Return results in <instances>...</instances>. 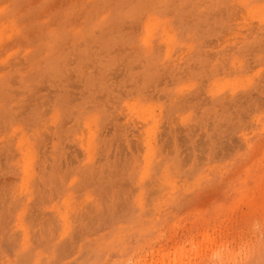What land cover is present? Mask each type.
I'll list each match as a JSON object with an SVG mask.
<instances>
[{"label": "rangeland", "instance_id": "1", "mask_svg": "<svg viewBox=\"0 0 264 264\" xmlns=\"http://www.w3.org/2000/svg\"><path fill=\"white\" fill-rule=\"evenodd\" d=\"M45 1L47 0H32L21 4L19 0H0V24H2V26L0 25V69H3V71L0 70V191L6 194L8 200L16 197V202L21 199L25 205L30 202L27 213L20 205L13 216L7 213L0 214V264H264V92H262L264 91V71H262L264 70V61L257 60L253 63V66L259 67L257 70L259 79H257L258 82L254 81V85H250L249 77L237 78L235 74H231L230 80L226 79L225 82H222L223 80L219 78L216 79L212 76L208 78L211 74L210 71L208 76H203L200 74L201 68L198 69L199 71L197 70L199 61H202L204 56V50L202 51V48L197 46L191 51L192 64H194L191 67L194 69L191 76H188L189 79L169 78L166 80L167 86L165 83H160L159 91L157 90L159 93H154L153 98L149 99L140 95L142 92L132 89L134 85H129L139 75H145L146 64L143 60L153 58L152 53L156 51L157 55L161 54L156 56L157 59L176 60L180 56L183 57L181 51L184 52L188 48L185 31L180 36H176L175 31L171 30L169 34L171 39H168V43H162L160 47L156 45L155 38L163 26H157L159 24L157 21H152L149 24L151 18L158 17L161 21L169 20L181 28L201 25L202 19L191 16L192 13L187 12L186 9L189 8L188 6H196L197 12L193 14L201 15L203 13L204 16L206 15L205 11L209 10V12L212 11L211 17L213 18L218 8L209 7L210 0H169L165 7H163L165 4L163 0H67L63 3L53 4L50 7L52 9L49 10L44 6ZM235 1L237 2L235 3ZM235 1L228 2L230 8L242 10L243 7L238 3V0ZM137 2L140 7L137 6ZM180 3L185 4H183L182 12L176 10L180 7ZM222 3L224 1L220 0L217 6L224 8L226 3ZM239 7L242 9L239 10ZM123 8L125 9L123 10ZM51 10L53 11L51 12ZM48 13H50L49 16ZM243 13L245 16L244 9ZM257 13L263 14L260 9L255 10V14ZM242 14L237 15L240 20L238 18L233 20L235 22H232L233 31L238 30L239 32L236 33L250 37L260 34L259 40H263L264 26L257 28L256 20L251 21V17L247 15L244 17ZM181 15L184 16L183 19ZM218 15L220 14L216 13L213 19L209 17L210 21L212 20L213 23L215 18L220 20L222 16L218 17ZM81 16L83 17L81 18ZM133 17L140 18V24L142 22L143 24H139L140 27L130 26L129 19ZM250 22L252 23L251 28H248L247 24L249 25ZM242 24L245 25L243 30L241 29ZM222 27L216 28V34L225 36L227 32ZM198 30L200 32L201 29ZM222 30L223 33H221ZM250 32L257 34L252 35ZM123 33L124 35H122ZM213 40L216 41L215 38ZM68 41L70 42L68 43ZM84 45L85 47H83ZM119 46L122 47L119 48ZM261 46H258V50L264 53L262 43ZM214 50H219V48ZM140 51L141 54H139ZM85 54L87 58L89 56L92 58L84 59ZM184 54L187 57L186 52ZM124 57L126 59L122 61L123 63L117 62V67L107 69L108 66L105 65L107 61L123 60ZM71 61L73 62L71 63ZM77 68L79 72L86 73L87 81L80 80L79 75L75 73ZM159 71L160 74L167 72L162 68H159ZM46 73L47 75H45ZM53 73L56 74L53 75ZM191 86H193L192 89H190ZM221 87H224L225 90ZM29 88L30 90H28ZM195 89L204 92L209 90L206 93L209 103L207 99L205 100L206 104L202 103V105L185 103L183 96L194 94ZM67 93L68 96L65 98ZM213 94L223 96L221 100L225 103L229 101L226 104L230 109H227V112L225 109L228 119L222 125L215 119L218 104L212 99L211 95ZM13 96L18 97V101ZM251 96L253 101L249 102ZM89 99L101 101L102 109L106 111L103 119L98 117L86 119L90 121H94L95 118L100 119L98 124L92 127L99 128L98 138L97 140L95 138V141L100 142L103 136L111 132L115 133L114 139L109 136L106 140L109 145L111 143V161L124 156L131 160L130 165L126 166L128 170L119 164L117 168H113L112 173H109L107 165L100 182H97L99 187H102L99 190L102 191L101 193L109 195L112 188L113 190L122 188L127 190V196L116 200L117 204H121L116 213H109L106 208L102 213H96L89 199L83 197L85 191L79 187L77 190L75 189L74 193L79 201L86 202V206L82 207L84 215L78 214L76 218L73 210L71 211L72 230H63L62 222L58 223L53 219L52 222L55 224L54 227L52 226L53 232L48 231V225L44 227L45 233L41 232L36 225L30 222V216L35 215L36 209L45 217L50 215L53 217L51 208L61 204L62 194H59L58 198L56 194L45 196L41 192H36L33 199L28 200L25 195L26 186L23 179L26 173L25 164L17 149L24 133L21 130L15 132L13 127L16 125L22 129L23 123L29 124H26V132L32 135L34 143L40 145L39 153L48 156L47 170H50V155L57 150L54 146H60L68 157L76 149L78 158L69 161L68 166L71 165V169H76L80 173L88 168L91 155L95 150L93 144L89 146V124L86 126L85 120L81 119L80 127L77 128V121H74L75 118L70 117L72 114L69 113L61 118L58 125H54L51 118L56 107L64 108L66 105L73 108L74 105L81 104L79 102L86 103ZM60 103L63 106H58ZM120 103L123 104V113L119 115V119L117 118L119 111L116 107ZM6 104L11 108L8 113L3 108ZM88 105H94V103H88ZM177 106H179L178 109ZM93 107L89 109L92 110ZM161 112H171L173 115L177 113V115L175 114L177 118L175 125L180 130V134H184L182 130L185 127L192 130V141L178 138L179 150L176 153H174L172 147L174 143L171 138L167 143L168 146L165 145L167 149L164 147L160 154L159 138L158 140L154 139V135L149 133L151 131L154 133V129H156L154 126L157 125L154 119H159ZM205 113L210 115L206 116ZM113 116L118 119L119 124L116 123ZM109 121H112L114 125L113 123L109 124ZM10 122H12L11 125ZM36 124L39 125L36 126ZM115 128L117 129L115 130ZM75 129L82 141L81 147L77 146L76 141L72 142L76 138L73 136ZM124 129L129 134L128 138H132L130 140L131 149L125 142ZM105 131L107 132L105 133ZM39 139L42 141L40 142ZM116 140L117 142H115ZM22 150L26 152L25 146L22 147ZM128 152L133 153L134 156H130ZM63 153L59 150L60 155ZM59 154L56 153V155ZM120 160L122 159L117 161ZM62 171H65L63 166ZM35 178L42 189V182L37 179L38 175H35ZM14 186L17 187L16 192L12 191ZM105 189L108 193L104 191ZM144 194L146 195L143 196ZM102 204L110 207L113 205L107 199ZM90 212L93 213L92 220L87 217ZM16 215L17 217L24 216L23 220H18ZM80 217L87 218L80 221ZM25 220L27 222H24ZM35 223L37 224V221ZM32 224L36 228H30ZM27 226L33 230L32 249L31 246L27 247V240L23 237ZM167 253L168 257H163Z\"/></svg>", "mask_w": 264, "mask_h": 264}, {"label": "bare ground", "instance_id": "2", "mask_svg": "<svg viewBox=\"0 0 264 264\" xmlns=\"http://www.w3.org/2000/svg\"><path fill=\"white\" fill-rule=\"evenodd\" d=\"M14 1V0H13ZM28 1H32V0H19V3L22 4L23 3H28ZM41 1V0H40ZM67 0H60V1H57L56 0H47L45 1L44 3V6L49 10V9H52L50 7H52L53 4L55 3H63V2H66ZM91 1V0H90ZM135 1V0H134ZM165 1L163 7H165V5L167 4V2L169 0H163ZM193 1V0H191ZM224 1L225 6L224 8H221L220 6H217V3L220 2V0H210L211 2V5H209V7H215V8H218V10L215 12L220 14L218 15L219 16H222L220 17V20H218L217 18H215L213 20V23H212V20L210 21V18L212 16V11L209 12V10H206L205 13L206 15H196V14H193V13H196V6H188L189 8L186 9L187 12L189 13H192L191 16H194L198 19H202V24L200 25H195V26H192L190 25L189 27L191 28H184L185 26H183L182 28L180 26H176L175 24H173L172 21H169V20H163L161 21L160 18L158 17H155V18H151L149 24L152 22V21H157L159 22V24L157 26H163L161 28V31L160 33L158 34V36L155 38V44L158 45L160 47V45L162 43H168V39H171L169 37V34H170V31L171 30H174L175 33H176V36H180L183 31H185L184 35H186L185 38L188 39V48L187 50L185 49L184 52H186V55L187 57H185V54L183 51H181V54L183 55L178 57L176 60L175 59H172V60H162V59H157L156 56L158 55H161V54H158L157 55V51L155 53H152V57L151 59L149 60H143V62L146 64V73L145 75L143 74V76H140L139 77H136V79H132L133 81H131V83H129L130 86L134 85L132 89H135L136 91H139V92H142L140 93V95L142 96H146L147 98L151 99V97L153 96L154 93L157 92L158 90V85L160 83H165V85L167 84L166 80L169 79V78H175L176 77L179 79V80H182V79H189V75L191 74V72L193 71L192 67L194 64H192V54H191V51L193 48L196 49L197 46L201 47L202 48V51L204 50L203 54V58L201 59L202 61H199V67L197 68L200 69L201 68V73L203 76H208V72L210 71V75L208 76V78H211L210 76H212L213 78H216V79H220V80H223L222 82H225V80L227 79L230 80L231 78V74H235L237 76V78H240L241 76H247L249 77V83L250 85H254V81L255 82H258L257 79H259V77L257 76L258 73H257V70L259 69V67L256 66H253L257 60H263L264 61V53L260 50H258V46H261V43L262 45L264 46V39L263 40H259L260 38L258 36H252L250 37L249 35L248 36H244V35H240L239 33H236V32H239L238 30L236 32L233 31V27L234 26L232 24L233 20L237 19V15L240 16L242 13H243V9L245 11V16L247 15L248 17H251V21H257V28L258 26H264V0H238V3L241 4V6L243 7L240 8L239 7V10L236 9H233V8H230L229 6V1L230 0H222ZM235 1V0H234ZM37 2V1H35ZM34 2V3H35ZM80 2V1H79ZM78 2V3H79ZM237 1H235L236 3ZM33 3V2H32ZM38 3V2H37ZM59 3V4H60ZM120 3V2H119ZM169 3V2H168ZM192 3V2H191ZM222 3V4H224ZM124 4V3H123ZM184 3H180L179 4V8L175 9L178 10V12H182V7L185 5H183ZM206 4V3H205ZM8 5V4H7ZM36 5V4H35ZM135 5V4H134ZM152 5V4H151ZM155 5V4H154ZM153 5V6H154ZM234 5V4H233ZM236 5V4H235ZM33 6V5H32ZM137 6H139V2H137ZM157 6V5H156ZM167 6V5H166ZM174 6V5H173ZM176 6V5H175ZM187 6V5H186ZM200 6V5H199ZM25 7V6H24ZM49 7V8H48ZM162 7V8H163ZM169 7V6H168ZM237 7V6H236ZM4 8V7H3ZM44 8V9H46ZM126 8V7H125ZM123 8V10L125 9ZM56 9H58L56 7ZM159 9V8H158ZM168 9V8H167ZM171 9V8H170ZM190 9V10H189ZM256 9H260V12H262L263 14H255V10ZM24 10V9H23ZM54 10V9H53ZM51 10V12L53 11ZM150 10V9H149ZM169 10V9H168ZM213 10V9H211ZM59 11V9H58ZM118 11V10H117ZM148 11V10H146ZM171 11V10H170ZM25 12V11H24ZM38 12V11H37ZM49 12V11H48ZM154 12V11H153ZM152 12V13H153ZM161 12V10H160ZM167 12V11H166ZM84 13V12H83ZM147 13V12H146ZM156 13V12H155ZM165 14V12H163ZM162 13V14H163ZM171 13V12H170ZM185 13V12H183ZM238 13H241V14H238ZM17 15V13H15ZM34 14V13H33ZM40 14V13H39ZM143 14V13H142ZM174 14V12H173ZM186 14V13H185ZM215 14L213 16V18L215 17ZM244 14V13H243ZM242 14V15H243ZM50 15V13H48V16ZM59 15V14H58ZM61 15H64L63 13H61ZM146 15V14H145ZM143 15V16H145ZM170 15V14H169ZM60 16V15H59ZM75 16L76 13H75ZM175 16V15H174ZM186 16V15H185ZM244 16V15H243ZM242 16V17H243ZM244 16V17H245ZM19 17V16H18ZM33 17V16H32ZM31 17V18H32ZM42 17V16H40ZM61 17V16H60ZM64 17V16H63ZM69 17V16H68ZM83 16H81L82 18ZM135 17V16H134ZM132 18V19H129V22L131 23L130 26H138L141 22V19H137V18ZM5 18V17H4ZM16 18V17H15ZM14 18V19H15ZM43 18V17H42ZM40 18V19H42ZM47 18V17H46ZM144 18V17H143ZM181 18L183 19L184 16L181 15ZM212 18V17H211ZM212 18V19H213ZM240 18V17H239ZM238 18V19H239ZM33 19V18H32ZM39 19V18H38ZM58 19V18H57ZM60 19V18H59ZM245 19V18H244ZM247 19V17H246ZM27 20V19H26ZM70 20V19H69ZM74 20V19H73ZM76 20H79V19H76ZM240 20V19H239ZM243 20V18H242ZM200 21V20H199ZM198 21V22H199ZM5 22V21H4ZM7 22V21H6ZM57 22V21H56ZM76 22V21H75ZM127 22V21H126ZM128 22V23H129ZM241 22V21H240ZM28 23V22H27ZM73 23V21H72ZM124 23V22H123ZM193 23V22H192ZM235 23V22H233ZM56 24V23H54ZM143 24V22L141 23ZM140 24V25H141ZM154 24V23H153ZM240 24V23H239ZM251 22L249 23V25L247 24V26H249L248 28H251ZM2 26V24H0ZM9 25V24H8ZM63 25V24H62ZM152 25V24H151ZM156 25V24H155ZM182 25V24H181ZM243 25V24H242ZM53 26V25H52ZM73 26V25H72ZM114 26V25H113ZM123 26V25H122ZM220 26H223L225 31L227 32V34H225V36L223 35H218L216 34V28H219ZM240 27V25H238ZM245 25L241 26L240 28L243 30ZM79 27V26H78ZM102 27V26H101ZM140 27V26H138ZM222 27V28H223ZM236 27V26H235ZM254 27V26H253ZM100 28V27H99ZM104 28V27H103ZM132 28V27H130ZM152 28V26H151ZM169 28V29H168ZM185 30H184V29ZM247 28V27H246ZM247 28V29H248ZM256 28V29H257ZM3 29V28H2ZM105 29V28H104ZM113 29V27H112ZM115 29V28H114ZM122 30L124 28H121ZM133 29V28H132ZM137 29V28H135ZM149 29V28H148ZM198 29H201L200 32ZM245 29V28H244ZM246 29V30H247ZM253 29V28H252ZM102 30V29H101ZM108 30V29H107ZM129 30V29H128ZM150 30V29H149ZM235 30V29H234ZM251 30V29H250ZM12 31V30H11ZM105 31V30H104ZM109 31V30H108ZM138 31V30H136ZM248 31V30H247ZM255 31V30H254ZM91 32H93L91 30ZM221 32V31H220ZM242 32V31H241ZM246 32V31H244ZM253 32V31H251ZM250 32V33H251ZM256 32V31H255ZM259 32V30H258ZM12 33V32H11ZM95 33V32H94ZM134 33V32H133ZM223 33V30L222 32ZM26 34V33H24ZM113 34V32H112ZM116 34V33H115ZM114 34V35H115ZM128 34V33H127ZM173 34V33H172ZM246 34V33H245ZM252 34V33H251ZM250 34V35H251ZM255 34V33H253ZM252 34V35H253ZM257 34V33H256ZM255 34V35H256ZM10 35V34H9ZM28 35V34H27ZM26 35V36H27ZM101 35V34H100ZM124 35V33L122 34ZM88 36V35H87ZM97 36V35H96ZM264 36V35H263ZM3 37V36H2ZM11 37V35H10ZM116 37V36H115ZM119 37V36H118ZM89 38V37H87ZM184 38V39H185ZM213 38H215L216 41L213 40ZM3 39V38H2ZM8 39V38H7ZM19 39V38H18ZM186 39V40H187ZM10 40V39H9ZM17 40V39H16ZM22 40V39H21ZM116 40V39H115ZM118 40V39H117ZM126 40V39H125ZM8 41V40H7ZM14 41V40H12ZM122 41V40H121ZM123 41H124V38H123ZM23 42V41H22ZM70 41H68L69 43ZM83 42V41H82ZM81 42V43H82ZM110 42V41H109ZM19 43V42H18ZM67 43V44H68ZM80 43V42H79ZM96 43V42H95ZM114 43V42H113ZM126 43V42H125ZM145 43V42H144ZM173 43V42H172ZM12 44V43H11ZM66 44V45H67ZM83 44V43H82ZM109 44V43H107ZM98 45V44H97ZM104 46L106 44H103ZM112 45V44H111ZM110 45V46H111ZM118 45V43H117ZM130 45V44H129ZM185 45V44H184ZM12 46V45H11ZM102 46V45H101ZM85 47V45L83 46ZM107 47V46H106ZM122 47V46H121ZM119 46V48H121ZM126 47V46H125ZM140 47V46H139ZM163 47V45H162ZM262 47V46H261ZM69 48V47H68ZM71 48V47H70ZM80 48V47H79ZM87 48V46H86ZM100 48V47H99ZM102 48V47H101ZM131 48V47H129ZM133 48V47H132ZM138 48V47H136ZM215 48H219V50H214ZM98 49V48H97ZM96 49V50H97ZM116 49V48H115ZM86 50V49H85ZM94 50V49H93ZM100 50V49H99ZM102 50V49H101ZM136 50V49H135ZM172 50V49H171ZM182 50V49H181ZM231 50V51H230ZM263 50V49H262ZM95 51V50H94ZM128 51V50H127ZM133 51V50H132ZM137 51V50H136ZM197 51V50H196ZM229 51V52H228ZM63 52V51H62ZM97 52V51H96ZM99 52V51H98ZM97 52V53H98ZM121 52V51H120ZM134 52V51H133ZM162 52V51H161ZM198 52V51H197ZM72 54H75L73 52H71ZM70 53V55H71ZM77 53V52H76ZM105 53H106V50H105ZM118 53V52H117ZM115 53V54H117ZM131 53V52H130ZM93 54V53H91ZM100 54V53H99ZM98 54V55H99ZM107 54V53H106ZM122 54V53H121ZM141 54V51L140 53ZM176 54V53H175ZM197 54V53H196ZM195 54V57H197ZM80 55V54H79ZM88 55V54H87ZM90 55V54H89ZM110 55V54H109ZM180 55V54H179ZM258 55V56H257ZM56 56V55H55ZM116 56V55H115ZM121 56V55H120ZM119 56V57H120ZM130 56V55H129ZM128 56V57H129ZM37 57V56H36ZM35 57V58H36ZM69 57V56H68ZM95 57V56H94ZM118 57V58H119ZM162 57V56H161ZM173 57V56H172ZM71 58V57H70ZM78 58V57H77ZM87 56L85 54L84 56V59H86ZM90 56L87 58L89 59ZM92 58V57H91ZM90 58V59H91ZM99 58H100V55H99ZM138 58V57H136ZM160 58V57H159ZM163 58V57H162ZM38 59V57H37ZM36 59V60H37ZM96 59V58H95ZM104 59V58H103ZM125 57L123 58V60L119 59V60H111V61H107L105 63L107 67V69H111V68H114V67H117V62L120 63H123L122 61H125ZM131 59V58H130ZM195 59V58H194ZM71 60V59H70ZM69 60V61H70ZM74 60V59H73ZM76 60V59H75ZM135 60V59H134ZM200 60V59H199ZM254 60V61H252ZM68 61V60H67ZM79 61V60H78ZM141 62V60H139ZM41 62V61H40ZM43 62V61H42ZM45 62V61H44ZM48 62V61H47ZM73 61H71L72 63ZM92 62V60H91ZM95 62V61H94ZM134 62V61H133ZM2 63H5L4 61H2ZM13 63V62H12ZM64 63V62H63ZM70 63V62H69ZM70 63V64H71ZM88 63V62H87ZM98 63V62H97ZM100 63V62H99ZM103 63V64H104ZM132 63V62H131ZM183 63V64H181ZM197 63V62H196ZM259 63V62H258ZM65 64V63H64ZM93 64V63H91ZM128 64V63H127ZM125 64V65H127ZM130 64V63H129ZM139 64V63H138ZM143 64V63H142ZM60 65V63H59ZM62 65V63H61ZM69 65V64H68ZM77 65V64H75ZM86 65V64H85ZM90 65V64H89ZM124 65V66H125ZM132 65V64H131ZM196 65V64H195ZM260 65V64H259ZM264 65V63H263ZM10 66V65H9ZM36 66V65H35ZM72 66V65H71ZM123 66V65H122ZM129 66V65H128ZM136 66V65H135ZM192 66V67H191ZM262 66V65H260ZM22 67V66H21ZM62 67V66H61ZM64 67V66H63ZM66 67V66H65ZM98 67V66H97ZM188 67V68H187ZM6 68V67H5ZM9 68V67H8ZM11 68V66H10ZM17 68V67H16ZM79 68V67H78ZM75 71L76 74L79 75L80 77V80L81 81H85L86 78H87V75L84 71H81L79 72L78 69ZM85 68V67H84ZM83 68V69H84ZM103 68V67H102ZM121 68V67H120ZM125 68V67H124ZM159 68H162V70H165L167 72L165 73H161L160 74V71H159ZM23 69V68H22ZM62 69V68H61ZM66 69V68H65ZM74 69V68H73ZM88 69V67H87ZM91 69V68H90ZM95 69V68H94ZM105 69V68H104ZM3 71V69H0ZM5 70V69H4ZM17 70V69H16ZM26 70H28L26 68ZM60 70V69H59ZM71 70V69H70ZM81 70V69H80ZM106 70V69H105ZM119 70V69H118ZM123 70V69H122ZM132 70V69H131ZM68 71V70H67ZM66 71V72H67ZM103 71V70H102ZM129 71V70H128ZM141 71V70H140ZM159 71V73H158ZM199 71V70H198ZM264 71V70H262ZM23 72V71H22ZM60 72V71H59ZM105 72V71H104ZM135 72V71H134ZM164 72V71H163ZM106 73V72H105ZM118 73V72H117ZM56 73H53V75H55ZM66 74V73H65ZM69 74V72H68ZM71 74V73H70ZM99 74V72H98ZM128 74V73H127ZM126 74V78H127V75ZM194 74V73H193ZM33 75V74H32ZM47 75V73L45 74ZM50 75V74H49ZM62 75V74H61ZM91 75V74H90ZM102 75V74H101ZM107 75V74H106ZM142 75V74H141ZM186 75V76H185ZM65 76V75H64ZM63 76V77H64ZM97 76V75H96ZM116 76V74H115ZM125 76V74H124ZM136 76V75H135ZM138 76V75H137ZM191 76V75H190ZM193 76V75H192ZM38 77V76H37ZM49 77V76H48ZM55 77V76H53ZM61 77V76H60ZM75 77V76H74ZM131 77V76H130ZM194 77V76H193ZM222 77V78H221ZM263 77V76H262ZM71 78V76H70ZM78 78V77H77ZM123 78V77H122ZM133 78V76H132ZM198 78V77H197ZM196 78V79H197ZM245 78V77H243ZM261 78V77H260ZM41 79V78H40ZM54 79V78H52ZM67 79V78H66ZM76 79V78H75ZM174 79V80H175ZM192 79V77H191ZM194 79V78H193ZM12 80V79H11ZM42 80V79H41ZM59 80V79H58ZM62 80V79H60ZM64 80V79H63ZM62 80V81H63ZM88 80V78H87ZM86 80V81H87ZM96 80V78H95ZM131 80V79H129ZM184 80V81H185ZM202 80V79H201ZM208 80V79H207ZM44 81V80H43ZM42 81V82H43ZM50 81V80H49ZM48 81V82H49ZM66 81V80H65ZM69 81V80H68ZM198 81V80H197ZM200 81V80H199ZM203 81V80H202ZM226 81V82H227ZM114 82V81H113ZM130 82V81H129ZM176 82V81H175ZM183 82V81H182ZM192 82V81H191ZM210 82V80H209ZM260 82V81H259ZM40 83V82H39ZM38 83V84H39ZM68 83V82H67ZM71 83V82H69ZM84 83V82H83ZM90 83V82H89ZM97 83V82H96ZM99 83V82H98ZM122 83V82H120ZM119 83V84H120ZM177 83V82H176ZM178 83H181V82H178ZM43 84V83H42ZM47 84V82H46ZM49 84V83H48ZM64 84V83H63ZM66 84V83H65ZM64 84V85H65ZM81 84V83H80ZM91 84V83H90ZM174 84V83H173ZM189 84V83H188ZM194 84V83H193ZM220 84V83H219ZM106 85V84H105ZM109 85V84H108ZM161 85V84H160ZM164 85V86H165ZM175 85V84H174ZM187 85V84H186ZM203 85V84H202ZM257 85H259L257 83ZM41 86V85H40ZM48 86V85H47ZM68 86V85H67ZM81 86V85H80ZM91 86V85H90ZM98 86V85H97ZM129 86V87H130ZM167 86V85H166ZM264 86V85H263ZM34 87V85H33ZM49 87V86H48ZM57 87V86H56ZM84 87V86H83ZM118 88V86H116ZM122 87V86H120ZM169 87V86H168ZM259 87V86H257ZM42 88V87H40ZM50 88V87H49ZM86 88V87H85ZM84 88V89H85ZM100 88V87H99ZM193 86H191L190 89H192ZM223 90L224 87H221ZM36 89V88H35ZM61 89V88H60ZM83 89V90H84ZM88 89V88H87ZM90 89H92V87H90ZM89 89V90H90ZM94 89V88H93ZM98 89V88H97ZM102 89V88H101ZM123 89V88H122ZM162 89V88H161ZM169 89V88H168ZM30 90V88L28 89ZM37 90V89H36ZM50 90V89H49ZM113 90V89H112ZM196 90V91H195ZM194 91V94H187L185 96H183V101L185 103H189V104H201L202 103H205L206 99H207V96H206V93H208L209 90H207V92H204V91H199L197 89H195ZM203 90V88H202ZM10 91V90H9ZM32 91V90H31ZM53 91V90H52ZM69 91V89H68ZM71 91V90H70ZM99 91V90H98ZM117 91V90H116ZM133 91V90H132ZM159 91V90H158ZM250 91V90H249ZM261 91V90H260ZM11 92V91H10ZM64 92V91H63ZM75 92V91H74ZM87 92V91H85ZM90 92V91H88ZM127 92V91H126ZM129 92V91H128ZM167 92V91H166ZM186 92V91H184ZM264 92V91H262ZM15 93V92H14ZM29 93V92H27ZM81 93V92H80ZM97 93V92H96ZM110 93V92H109ZM124 93V92H123ZM159 93V92H157ZM183 93V92H182ZM193 93V92H192ZM212 93V92H211ZM225 93V92H224ZM230 93V92H228ZM227 93V94H228ZM251 93V92H249ZM11 94V93H10ZM64 94V93H63ZM79 94V92H78ZM86 94V93H85ZM93 95V93H91ZM95 94V93H94ZM245 94V93H243ZM248 94V93H247ZM246 94V95H247ZM259 94V93H258ZM9 95V94H8ZM14 95V94H12ZM61 95V94H60ZM80 95V94H79ZM90 95V94H89ZM97 95V94H96ZM104 95V94H103ZM105 95H106V92H105ZM109 95V94H108ZM114 95V94H113ZM128 95V94H127ZM132 95V94H131ZM181 95V94H180ZM250 95V94H249ZM64 96V95H63ZM66 96H68V93L64 96L66 98ZM94 96V95H93ZM102 96V95H101ZM116 96V95H115ZM118 96V95H117ZM173 96V95H172ZM212 96V99L218 104V110H217V113H216V116H215V119L221 123V125L228 119L226 114L225 113V109H226V112L228 111L227 109H230L229 106H227L226 103L228 102H224L223 100H221L223 98V96H218V94H213L211 95ZM227 96V95H226ZM229 96V95H228ZM237 96V95H236ZM241 96V95H240ZM239 96V97H240ZM259 96V95H258ZM10 97V96H9ZM14 97V96H13ZM45 97V96H44ZM73 97V96H72ZM108 97V96H107ZM160 97V96H159ZM260 97V96H259ZM16 98V96L14 97ZM18 98V97H17ZM16 98V100H17ZM57 98V97H56ZM61 98V97H59ZM113 98V97H112ZM136 98V97H135ZM138 98V97H137ZM153 98V97H152ZM246 98V97H245ZM26 99V98H25ZM47 99V97H46ZM95 99V98H94ZM132 99V98H131ZM129 99V100H131ZM173 99V98H172ZM179 99V98H178ZM177 99V100H178ZM210 99V100H212ZM230 99V98H229ZM235 99V98H234ZM250 101L249 102H252L253 101V97H249ZM15 100V99H14ZM20 100V99H19ZM41 100V99H40ZM70 100V99H69ZM81 100V99H80ZM113 100V99H112ZM208 100V99H207ZM18 101V100H17ZM36 101V100H35ZM61 101H63L61 99ZM147 101V100H146ZM174 101V100H173ZM172 101V102H173ZM242 101V99H241ZM240 101V102H241ZM44 102V101H43ZM60 102V101H59ZM64 102V101H63ZM76 102V101H74ZM167 102V101H166ZM209 103V100L207 101ZM235 102V101H234ZM233 102V103H234ZM243 102V101H242ZM244 102H246L244 100ZM260 102V101H259ZM9 103V102H8ZM30 104V102H28ZM34 103V102H33ZM57 103V102H55ZM81 104H78V105H72L73 108H70L68 106L65 105V107H56L55 108V111L53 112V115H52V118H51V121L52 123L55 125H58L59 122L61 121V118L65 115V114H72L70 117H74L75 120L74 121H77V128L80 127V120L81 119H84L85 122L84 124L86 126H88L89 124V132H90V136H89V146L91 144L94 145V151H93V155H91L92 157L90 158V161H89V166L87 169H85V171H82V172H78L76 169H71V165L68 166V163L69 161L73 160V159H77L78 156H77V151L76 149L72 152V154L70 155V157H68V155L66 153H63V150L60 146H54L55 149H57L55 152L51 153L50 157H51V162H50V170H47V165H48V156H46L45 154L41 155L39 153V144L38 143H34L33 142V137L32 135H29V133L26 132V124L28 123H23L22 124V121H21V124H22V129H20L19 127H17L16 125H14L13 129L15 132L21 130L24 137H22V141L19 145H17V149L19 151V154L22 156V159L24 160V164H25V174H24V182H25V186H26V197L28 198V200L30 199H33L35 193L37 192H41L43 195L47 196L48 194H56L59 198V194H62L61 195V206L58 204V205H55L53 206L51 209L53 211V217L50 215V216H43L44 214H41L40 211L38 212L35 208V212L33 216H30V222H32L34 225H36V227H38V230L41 231V232H44V227L45 225H48L47 229L48 231L50 232H53V228L52 226L54 227L55 224L52 222L53 219L60 223L62 222L63 224V230L67 231V230H72L73 226H71V211L73 210V214L75 215V218H76V215L78 214H82L84 215V211L82 210V207H85L86 206V202L83 201V200H80L77 198V195L75 192V189L77 190L79 187H81V189H83L84 192V198H86L87 200L89 199L90 201V204L93 205V210L94 212L96 211V213H102V211L104 210V208L107 209V211L109 210V213H116L117 209L119 208V204H117L116 200H121V198H126L127 194V190L125 189H122V188H119V190H113V188L111 189L112 191L110 192L109 195L107 194H104V193H101L102 191L99 190V189H102V187H99V183L97 182H100L99 180L101 179V177L103 176L104 174V171H105V167L108 165V168H109V173H112L114 170L113 168H117L118 166L117 165H121V167H125L130 165V162L131 160L128 159L127 156H124L123 158H116L114 160L111 161L110 159V155H111V151H112V148H111V143L110 145L108 143H106V140H107V137H112L113 139L115 138V133H110L108 135H105L103 136V138L101 139L100 142H96L95 141V138L97 140L98 138V135H97V132L99 130L98 129H94L92 127H94L95 125L98 124V121L100 119H103L104 116H105V113L106 111L102 109V103L101 101H93L92 99H89V101H87L86 103H82V102H79ZM88 103H94V105H88ZM107 103V101H106ZM131 103V102H130ZM232 103V102H231ZM257 103V102H255ZM20 104V103H19ZM26 104V103H25ZM28 104V105H29ZM110 104V102H109ZM179 104V103H178ZM206 104V103H205ZM204 104V106H206ZM247 104V103H246ZM261 104V103H260ZM27 105V107H28ZM51 105V104H50ZM84 107H83V106ZM88 105V106H87ZM108 105V103H107ZM125 105V104H124ZM127 105V104H126ZM132 105V104H131ZM235 105V104H234ZM31 107V105H29ZM33 106V105H32ZM43 106V105H42ZM58 106H63L62 103H60ZM86 106V107H85ZM94 106V107H93ZM169 106V105H168ZM196 106V105H195ZM210 106V105H209ZM217 106V105H216ZM236 106V105H235ZM254 106V105H253ZM260 106V105H259ZM29 107V108H30ZM38 107V106H37ZM48 107V106H47ZM92 110H90L89 108H92ZM115 107V106H114ZM127 107V106H126ZM191 107V106H190ZM248 107V106H247ZM3 108L5 110H7V113L9 111H11V108L8 104H6L5 106H3ZM22 108V106H21ZM34 108V107H33ZM52 108V107H51ZM172 108V107H171ZM179 108V106H177V109ZM197 108V107H195ZM202 108V107H201ZM205 108V107H204ZM254 108V107H253ZM256 108V107H255ZM254 108V109H255ZM13 109V108H12ZM38 109V108H37ZM116 109L119 111V113L117 114V118H119V115L121 113H123V104L120 103L118 105V107H116ZM131 109V108H130ZM31 110V109H29ZM36 110V109H35ZM44 110V109H43ZM48 110V109H47ZM52 110V109H51ZM165 110H167V108H165ZM208 110V109H207ZM249 110V108H248ZM32 111V110H31ZM39 111V110H38ZM111 111V110H110ZM117 111V112H118ZM164 111V110H163ZM196 111V110H195ZM233 111V110H232ZM247 111V110H246ZM35 112V111H34ZM40 112V111H39ZM112 112V111H111ZM243 112H245L243 110ZM20 113V112H19ZM127 113V112H126ZM207 113V111H206ZM205 113V115H206ZM210 113V112H209ZM207 114V115H210V114ZM231 113V112H230ZM229 113V114H230ZM248 113V112H247ZM36 114V113H35ZM34 114V115H35ZM42 114V113H41ZM68 114V115H69ZM177 115V113H175ZM175 114L173 115V113L171 112H161V117L159 119H154L155 120V123L157 125H155L154 127H156V129H154V133L153 131L149 132V133H152L154 136V139L156 138L158 140L159 138V152H161L160 154H162V149H164L165 145H167V143H169L170 139L172 138V143H174L172 145L173 149H174V153L177 152V150H179V146L177 145L178 143V138L179 139H183L184 141H192L191 139V132L192 130L189 129V127H185L182 131L184 132V134H180V130H178V128H176L177 126L175 125V121L177 120V118L175 117ZM196 114V113H195ZM228 114V115H229ZM244 114V113H243ZM37 115V114H36ZM206 115V116H207ZM11 116V115H10ZM21 116V115H19ZM40 116V115H39ZM153 116H156V115H153ZM237 116H239L237 114ZM37 117V116H35ZM45 117V116H44ZM89 117H98L100 119H97L95 118L94 121H90V120H86L88 119ZM112 117V116H111ZM132 117V116H131ZM150 117V116H149ZM157 117V116H156ZM194 117V116H193ZM240 117V116H239ZM33 118V117H32ZM38 118V117H37ZM41 118V117H39ZM66 118V117H65ZM113 118L115 119L116 123L119 124L118 122V119L115 118V116H113ZM146 118V117H145ZM198 118H200L198 116ZM113 119V120H114ZM120 119V118H119ZM197 119V118H196ZM201 119V118H200ZM241 119V118H240ZM30 120V119H29ZM193 120V119H192ZM239 120V118H238ZM11 121V120H10ZM50 121V120H49ZM70 122V120H68ZM2 122V121H1ZM20 122V121H19ZM26 122V121H24ZM28 122V121H27ZM33 122V121H32ZM35 122V121H34ZM132 122V121H130ZM204 122V121H203ZM208 122V121H207ZM30 123V122H29ZM101 123V122H100ZM113 123L112 121H109V124ZM129 123V122H128ZM12 124V122H10V125ZM20 124V125H21ZM31 124V123H30ZM29 125V124H28ZM39 125V124H36V126ZM114 125V123H113ZM133 125V124H132ZM3 126V125H2ZM35 126V125H34ZM129 126V125H128ZM186 126V125H185ZM198 126V125H196ZM62 127V126H61ZM214 127V126H213ZM36 128V127H35ZM135 128V127H134ZM32 129V128H31ZM44 129V128H43ZM62 129V128H61ZM71 129V128H70ZM106 129L108 130V127H106ZM117 128H115L116 130ZM130 129V128H129ZM161 129V130H160ZM68 130H69V127H68ZM110 130V129H109ZM114 130V128H113ZM119 130V129H118ZM63 131V130H62ZM121 131V130H120ZM39 132V131H37ZM36 132V133H37ZM43 132V131H42ZM54 132V131H53ZM81 132V131H80ZM104 132V130H103ZM107 131H105L106 133ZM123 135L125 136V142L127 143L129 149H131L132 145L130 143V140L132 139H129L128 136L129 134L126 133V130L124 129L123 131ZM225 132V131H224ZM52 133V131H51ZM68 133V131H67ZM71 133V132H70ZM74 133L73 136L76 137L72 140L73 141H76L77 142V146L78 147H81L82 146V141L80 140V137L79 135L77 134V129L74 130ZM3 134V133H2ZM49 134V133H48ZM62 134V133H61ZM65 135V134H64ZM97 135V136H96ZM37 136L39 137V135L37 134ZM52 136V135H50ZM58 136V135H57ZM151 136V134H150ZM67 137V136H66ZM56 138V137H55ZM218 138V137H217ZM77 139V140H76ZM40 140V139H39ZM44 140V139H43ZM119 140V139H118ZM152 140V139H151ZM42 140H40L41 142ZM120 141V140H119ZM10 142V141H9ZM88 142V141H87ZM117 142V140L115 141ZM132 142V141H131ZM137 143V142H136ZM158 143V142H157ZM171 143V142H170ZM8 144V143H7ZM60 144V143H59ZM58 144V145H59ZM88 144V143H87ZM95 144L96 145V148H95ZM116 144V143H115ZM118 145V144H117ZM157 145V144H156ZM12 146V145H11ZM25 146V149H26V152H24L22 150V147ZM121 146V145H120ZM181 146V145H180ZM8 147V146H7ZM53 147V146H52ZM136 147V146H135ZM184 147V146H183ZM187 147V146H186ZM119 148V147H118ZM167 149V147H165ZM171 148V147H170ZM101 149V150H100ZM59 150L61 151V153H63L62 155L59 154ZM97 150H100L99 152H97ZM117 150V149H116ZM1 151V149H0ZM90 151V152H91ZM129 151V150H127ZM116 152V151H115ZM183 152V151H182ZM12 153V152H11ZM56 153H58L59 155H56ZM114 153V152H113ZM129 153V152H128ZM131 153V152H130ZM129 155L132 157L134 156L133 153H131ZM166 153V152H164ZM170 153H173V152H170ZM194 153V152H193ZM1 154V153H0ZM115 154V153H114ZM113 154V155H114ZM118 154H119V151H118ZM137 154V153H136ZM169 154V153H168ZM180 154V153H179ZM182 154V153H181ZM176 155V154H175ZM190 155V153H189ZM14 156V155H13ZM120 156V155H119ZM174 156V155H173ZM3 157V156H2ZM185 157V156H184ZM195 157V156H194ZM177 158V157H176ZM118 159H122L120 161H117ZM7 160V159H6ZM5 160V161H6ZM104 160V161H103ZM190 160V159H189ZM10 161V160H9ZM12 161V159H11ZM117 161V162H116ZM180 161V160H179ZM185 161V160H184ZM175 162V161H174ZM9 163V162H8ZM13 163V162H12ZM11 163V164H12ZM6 166V165H5ZM62 166L65 167V171L63 172L62 171ZM8 167V166H7ZM13 168V167H12ZM69 169V170H67ZM126 170H128L126 168ZM125 170V171H126ZM72 172V173H71ZM10 173V172H9ZM13 173V172H12ZM11 174V173H10ZM16 174V173H15ZM32 174H34L32 176ZM35 175H38V180L40 182H42V186L43 188L41 189L40 187V184L39 182H37L36 178H35ZM9 178V177H8ZM156 178V177H155ZM4 180V178H3ZM10 180V179H9ZM158 180V179H157ZM5 182V181H4ZM6 184V183H5ZM106 184V183H105ZM132 184V183H131ZM143 184V183H142ZM94 186V187H92ZM144 187V186H143ZM14 192H16V189L17 187L14 186L12 188ZM5 190V189H4ZM147 190V189H146ZM106 193H108V191L105 189L104 190ZM59 192V193H57ZM115 192V193H113ZM37 195V194H36ZM55 195V196H56ZM103 195H107L106 197L103 196ZM146 194H144L143 196H145ZM14 196V195H13ZM42 196V195H41ZM44 196V197H45ZM57 198V197H55ZM77 198V199H76ZM16 197H12L10 200H8L6 198V194L2 191H0V214L1 213H7L8 215H14V213L16 212L17 209L20 208V205L24 208L25 210V213H27L29 211V204L27 203V205L24 204V201L21 199L19 201L16 202ZM105 199L109 200V203H113V205L110 207L109 205H103V201H105ZM27 201V200H26ZM77 201H79V203H76ZM143 203V202H142ZM39 206V205H38ZM143 207V206H142ZM31 208H33L31 206ZM31 211V210H30ZM32 212V213H33ZM43 213V212H42ZM109 215V214H108ZM93 216V213L90 212V214L87 216L89 218V220H92ZM102 216V215H101ZM111 216V215H110ZM17 217V215H16ZM23 217H17L18 220H23ZM27 217V216H26ZM86 217V218H87ZM86 218H83V217H80V221H84ZM99 218V217H98ZM103 218V217H102ZM105 218V217H104ZM0 219H1V216H0ZM3 219V218H2ZM15 218V220H17ZM101 219V218H100ZM14 220V222H15ZM75 220V219H74ZM104 220V219H103ZM1 221V220H0ZM35 221H37V224L35 223ZM17 222H20V221H17ZM24 222H27L26 220ZM101 222V221H100ZM31 225L30 228L32 227H35L34 225ZM94 224V223H93ZM82 225V224H81ZM85 225V224H83ZM91 225V224H89ZM35 227V228H36ZM92 227V226H91ZM28 226L26 227V229L24 230V233L25 235L23 236L24 239L27 240V247H30L31 244H32V241H31V236L33 235L32 232L33 230H31ZM85 228V226H84ZM87 230V228H86ZM23 233V232H22ZM45 233V232H44ZM94 233V232H93ZM34 235H37V234H34ZM89 235V233H88ZM41 236V235H40ZM124 238V237H123ZM91 240V239H90ZM93 240V239H92ZM99 247V246H98ZM31 249H32V246H31ZM34 249V248H33ZM158 253V252H157ZM164 255V254H163ZM168 253L166 254V256L164 255L163 257H168L167 256ZM171 255V254H170ZM162 257V258H163ZM26 259V258H25ZM165 259V258H164ZM170 259V257H169ZM168 260V259H166Z\"/></svg>", "mask_w": 264, "mask_h": 264}]
</instances>
